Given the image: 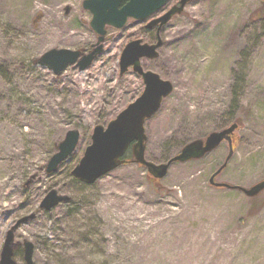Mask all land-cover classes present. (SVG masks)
Masks as SVG:
<instances>
[{
  "label": "rangeland",
  "instance_id": "374dc122",
  "mask_svg": "<svg viewBox=\"0 0 264 264\" xmlns=\"http://www.w3.org/2000/svg\"><path fill=\"white\" fill-rule=\"evenodd\" d=\"M82 2L0 0V252L12 225L34 214L14 231L17 264H25V241L33 264H189L210 240L208 264H264V191L248 197L240 189L264 179V0H189L162 26L158 57L142 60L173 85L144 123L146 160L165 163L237 123L231 156L222 141L202 158L172 163L161 179L129 161L92 184L71 170L93 127L144 88L131 69L119 74L120 52L130 40L153 43L156 32L133 19L108 27L88 68L57 76L36 63L44 52L96 42ZM69 130L79 142L47 174ZM224 162L215 181L231 187L211 185ZM51 189L69 200L46 211L39 205Z\"/></svg>",
  "mask_w": 264,
  "mask_h": 264
},
{
  "label": "water",
  "instance_id": "95a60500",
  "mask_svg": "<svg viewBox=\"0 0 264 264\" xmlns=\"http://www.w3.org/2000/svg\"><path fill=\"white\" fill-rule=\"evenodd\" d=\"M169 0H83L82 7L91 13L90 27L96 34V42L92 48L84 53L82 50L67 48L50 49L44 52L36 61L42 67H46L55 75H61L68 66L83 71L102 54L103 42L107 27L121 29L129 19L144 22L146 29L156 28V41L143 42L142 39L128 41L119 56V74L123 75L129 68L141 77L144 88L142 93L124 109H122L106 126L95 125L90 136V143L85 147L83 155L71 170V175L85 183L92 184L103 175L116 169L125 163L123 156L131 146L133 162L142 165L155 179L163 178L169 166L174 162H185L191 159L202 158L206 153L216 148L222 141H227L229 154H232L231 134L237 128L232 123L221 131L211 132L204 140L195 139L187 143L178 154L161 164L152 163L145 158L146 135L144 123L151 118L160 108L161 103L173 90L169 80L162 79L156 72L144 70L142 59H155L158 57V49L162 45L160 31L173 15L179 14L189 0H179L161 15L155 16L161 11ZM78 130H69L56 147V152L46 164V173H54L75 150L79 142ZM226 163L222 164L209 178L210 184L217 187H231L226 183L215 182V176L222 170ZM238 188L236 186H232ZM248 197H254L264 191V179L258 181L250 188H240ZM68 196L58 195L51 189L41 200L39 207L46 211L61 202H67ZM35 217L29 214L19 218L6 232L0 252V264H17L14 260V231L23 223ZM33 245L25 241L23 258L25 264H33Z\"/></svg>",
  "mask_w": 264,
  "mask_h": 264
},
{
  "label": "bare ground",
  "instance_id": "6f19581e",
  "mask_svg": "<svg viewBox=\"0 0 264 264\" xmlns=\"http://www.w3.org/2000/svg\"><path fill=\"white\" fill-rule=\"evenodd\" d=\"M213 246V243L210 241L207 242V249L200 254L198 257L197 256H192L189 260V264H208L209 259H210V249ZM202 257H205L204 259ZM172 264V263H171Z\"/></svg>",
  "mask_w": 264,
  "mask_h": 264
},
{
  "label": "trees",
  "instance_id": "16d2710c",
  "mask_svg": "<svg viewBox=\"0 0 264 264\" xmlns=\"http://www.w3.org/2000/svg\"><path fill=\"white\" fill-rule=\"evenodd\" d=\"M236 141V138L232 137V143ZM124 158L126 159V162L132 161L133 160V156L131 154L130 149L127 150L126 154L124 155Z\"/></svg>",
  "mask_w": 264,
  "mask_h": 264
},
{
  "label": "flooded vegetation",
  "instance_id": "af4514ba",
  "mask_svg": "<svg viewBox=\"0 0 264 264\" xmlns=\"http://www.w3.org/2000/svg\"><path fill=\"white\" fill-rule=\"evenodd\" d=\"M178 1H179V0H176V2H175L174 4H177V3H178ZM174 4H173V5H174Z\"/></svg>",
  "mask_w": 264,
  "mask_h": 264
}]
</instances>
